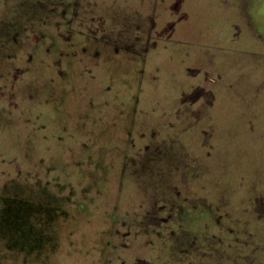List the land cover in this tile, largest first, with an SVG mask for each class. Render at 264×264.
Masks as SVG:
<instances>
[{
	"label": "rangeland",
	"instance_id": "1",
	"mask_svg": "<svg viewBox=\"0 0 264 264\" xmlns=\"http://www.w3.org/2000/svg\"><path fill=\"white\" fill-rule=\"evenodd\" d=\"M6 197L0 264H264V0H0Z\"/></svg>",
	"mask_w": 264,
	"mask_h": 264
},
{
	"label": "trees",
	"instance_id": "2",
	"mask_svg": "<svg viewBox=\"0 0 264 264\" xmlns=\"http://www.w3.org/2000/svg\"><path fill=\"white\" fill-rule=\"evenodd\" d=\"M42 210L43 206L41 204L35 205L34 203H30L23 200H18L16 198L12 197H6L4 199V204L0 208V228L2 226H7L9 229L8 235H6L5 232L0 230L1 237H5V240L7 239V243L5 244L6 249L11 251H7L4 247L0 246V254L3 256L5 255H12L11 253L13 251H29L32 249L33 251L36 250L37 245V239H35L36 244H33L31 239H29L30 233L28 232L27 240L29 239V246H26L28 242L23 244V241H20L21 238L26 236L25 234L19 235L16 237L17 231H21L20 227H29V230L34 233V227L31 221V217L33 214L34 209ZM56 207H53L51 205L45 206L44 210L45 213H47L46 218L48 223L52 224L56 220V213H57ZM53 225V224H52ZM26 232V229H25ZM30 236V237H29ZM54 236L50 235L49 238H53ZM34 238H36L34 236ZM56 238V236L54 237ZM49 240V239H48ZM46 238L43 239L44 242L48 241ZM54 240V239H53ZM52 241V239H51ZM58 244V243H57ZM57 244L53 243L52 245V251L55 250L54 248L57 246ZM1 255V256H2Z\"/></svg>",
	"mask_w": 264,
	"mask_h": 264
},
{
	"label": "flooded vegetation",
	"instance_id": "3",
	"mask_svg": "<svg viewBox=\"0 0 264 264\" xmlns=\"http://www.w3.org/2000/svg\"><path fill=\"white\" fill-rule=\"evenodd\" d=\"M117 52L118 53L120 52V50L118 48H117ZM157 213L159 214L158 211H157ZM187 214H188L189 218H192L191 221L193 223H196L198 221H203L205 219L210 220L212 218V215L215 214V213H214V209H213V207L211 205L201 202L200 204L192 205L191 209L187 212ZM172 217L173 216L170 215V218H172ZM168 221L169 220L167 218H163L161 224L166 223ZM206 235H209V231H206Z\"/></svg>",
	"mask_w": 264,
	"mask_h": 264
}]
</instances>
